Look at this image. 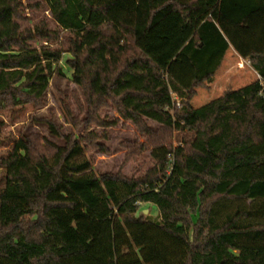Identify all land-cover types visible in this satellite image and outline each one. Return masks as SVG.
I'll return each instance as SVG.
<instances>
[{
	"label": "trees",
	"instance_id": "obj_1",
	"mask_svg": "<svg viewBox=\"0 0 264 264\" xmlns=\"http://www.w3.org/2000/svg\"><path fill=\"white\" fill-rule=\"evenodd\" d=\"M22 1L0 0V111L42 107L65 60L84 122L105 126L109 100L148 137L129 158L150 147L155 167L97 176L81 143L94 137L52 122L63 145L14 138L0 157V264H264V0H35L55 30L22 28ZM229 48L258 80L193 108Z\"/></svg>",
	"mask_w": 264,
	"mask_h": 264
},
{
	"label": "rangeland",
	"instance_id": "obj_2",
	"mask_svg": "<svg viewBox=\"0 0 264 264\" xmlns=\"http://www.w3.org/2000/svg\"><path fill=\"white\" fill-rule=\"evenodd\" d=\"M23 11L26 20L22 28L33 29L40 21L48 22L52 30L56 26L50 20L48 11L44 7L32 9L31 4L35 0H23ZM39 46V43H32ZM65 51V41L60 38L52 48ZM64 59L68 57L63 53ZM240 65L243 68H240ZM62 75L53 74L46 95L45 104L40 108L26 106L23 109L11 113L7 110L0 111V157L5 156L12 147V140L21 139L29 135H39L57 145H63L64 141L51 134L47 123L52 122L63 135H74L80 139L93 136V142L82 140L85 147L84 153L91 160L92 171L97 176L116 175L120 173L128 179H141L146 173L155 167V160L151 157V148L147 147L139 151L135 158H129L126 144H148V137L129 120L123 119L115 110L113 104L106 100V107L101 108L97 116L105 126L84 122L88 111L87 101L83 89L72 81L71 70L63 60L60 64ZM258 80V75L250 67L249 63L242 60L236 52L229 48L224 60L207 88L196 89V95L191 101L193 108H199L208 102L219 98L226 91H234ZM70 118L79 120L80 126H75ZM146 126L153 132L160 126L150 120H145ZM88 135V136H87ZM181 134L173 133V146L180 143L176 140ZM1 175V171H0ZM140 210L145 217L153 222L159 221V212L151 204L140 205Z\"/></svg>",
	"mask_w": 264,
	"mask_h": 264
},
{
	"label": "water",
	"instance_id": "obj_3",
	"mask_svg": "<svg viewBox=\"0 0 264 264\" xmlns=\"http://www.w3.org/2000/svg\"><path fill=\"white\" fill-rule=\"evenodd\" d=\"M144 212H146V211H144Z\"/></svg>",
	"mask_w": 264,
	"mask_h": 264
},
{
	"label": "crops",
	"instance_id": "obj_4",
	"mask_svg": "<svg viewBox=\"0 0 264 264\" xmlns=\"http://www.w3.org/2000/svg\"><path fill=\"white\" fill-rule=\"evenodd\" d=\"M215 77V76H214Z\"/></svg>",
	"mask_w": 264,
	"mask_h": 264
}]
</instances>
